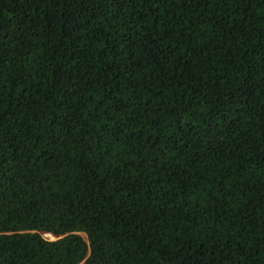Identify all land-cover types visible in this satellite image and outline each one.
I'll list each match as a JSON object with an SVG mask.
<instances>
[{"label":"trees","instance_id":"obj_1","mask_svg":"<svg viewBox=\"0 0 264 264\" xmlns=\"http://www.w3.org/2000/svg\"><path fill=\"white\" fill-rule=\"evenodd\" d=\"M0 264H264V0H0Z\"/></svg>","mask_w":264,"mask_h":264},{"label":"rangeland","instance_id":"obj_2","mask_svg":"<svg viewBox=\"0 0 264 264\" xmlns=\"http://www.w3.org/2000/svg\"><path fill=\"white\" fill-rule=\"evenodd\" d=\"M45 237L49 238V239H55V236L49 234V233H44L43 234Z\"/></svg>","mask_w":264,"mask_h":264},{"label":"water","instance_id":"obj_3","mask_svg":"<svg viewBox=\"0 0 264 264\" xmlns=\"http://www.w3.org/2000/svg\"><path fill=\"white\" fill-rule=\"evenodd\" d=\"M44 234V233H43ZM52 235V234H51ZM54 236V235H53ZM58 238L57 236H55V239Z\"/></svg>","mask_w":264,"mask_h":264}]
</instances>
